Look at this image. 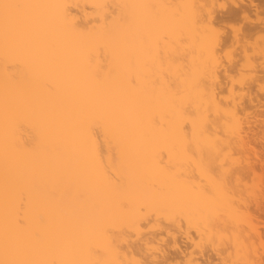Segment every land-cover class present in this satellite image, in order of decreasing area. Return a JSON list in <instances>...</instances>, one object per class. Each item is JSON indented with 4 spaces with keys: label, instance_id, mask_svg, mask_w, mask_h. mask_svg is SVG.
<instances>
[{
    "label": "bare ground",
    "instance_id": "1",
    "mask_svg": "<svg viewBox=\"0 0 264 264\" xmlns=\"http://www.w3.org/2000/svg\"><path fill=\"white\" fill-rule=\"evenodd\" d=\"M209 1L0 0V264L166 260L167 243L185 253L184 228L204 223L212 241L229 227L236 192L223 178L255 173L262 101L250 86L260 78H233L221 53L240 44L235 66L248 70L260 47L249 33L211 35ZM259 2L238 3L226 20L248 19ZM190 163L224 183L186 180ZM260 192L247 206L261 215ZM232 227L252 264L251 227ZM222 250V264H239ZM193 254L188 264H213Z\"/></svg>",
    "mask_w": 264,
    "mask_h": 264
},
{
    "label": "rangeland",
    "instance_id": "2",
    "mask_svg": "<svg viewBox=\"0 0 264 264\" xmlns=\"http://www.w3.org/2000/svg\"><path fill=\"white\" fill-rule=\"evenodd\" d=\"M147 1L145 0L146 4H147ZM205 1H207V0H205ZM231 1H233V2H231ZM246 1H248V0H244V1L243 0H211V2L209 1L210 2L209 5L211 7L210 9H211L212 14L215 15L216 17L217 16L219 17V18L217 17L218 20L214 21L215 25L212 24V26H210L209 29L211 31H209V32H211V35H213L215 38L219 37L217 39H220V40H222V39L224 40L227 37H232V36H237L239 39L242 38V40H243V39H246V38H243V36H245V35H247L249 33V36L248 37L246 36L247 39L249 40V42H251V45L248 43L249 46L250 47L251 46H254V47L256 46V49H257L258 48L257 46L259 45L260 49L263 50L262 51V50L258 49L259 50L258 52H260V54L262 53L261 55L259 53H258L259 55L256 54L257 51H255V53H253V51L249 52V54H250V59L249 60L251 62L249 61L248 63H251V64L254 63V67L252 69L250 68L248 70H245V69L241 70L242 69V65H240V64L241 63L244 64L245 60L242 61L243 60V58H242L243 55L241 56V51H240L241 47L240 48L238 47L240 44H236L235 43V45H234V43H232L233 45H229V44H231V43H229L227 45V47H225L226 49L223 50L222 53H221V59H222L221 61L225 64V66L227 65L229 68H232V69L234 68L233 72L231 73L233 78L235 77L237 80H239V78L240 79L244 78L243 81L245 80L246 82H248L251 78H260V80H261V82H260L261 86L260 87H258L256 85H250V86H252L251 89L253 88L252 92L254 94H256V95H259L261 97V101H262V107L260 109H258V111L256 112V119H255V122L253 123V127H252V130H251V140H252L251 143L253 142L252 146L254 147L255 151L253 153H251L249 155V157H251L250 162L253 161V164L255 165V167H254L255 168V173H252V172L247 173L246 172V173H243V174H234L233 177L232 176H230V178L227 177V178H229L227 180L225 178H223L224 181H225V183H224L223 179L221 180V175L217 171H215L214 168H211L210 171H208V170L202 171L203 169H201L200 167L196 168L197 166H194L191 163H190L191 165H189V164L185 165L186 167L188 166V168L186 170V175H187L185 177L186 180L187 179L188 180H190V179L193 180V177H191L189 179V176H195L194 178H196L197 175H202L206 179V183H208L209 180H213L214 181L215 179H220L224 184H227L230 189L232 187V191L235 190L236 193L238 191V193L240 192L242 194V196H241L240 193L238 195V193L236 194V193H234V191L231 194V192L228 191L230 189L226 190V192L228 191L227 192L228 194L230 193L229 194L230 196L234 195L236 197V199H233V198H235L234 196L231 197L234 200V202H233L234 205L236 206L235 207L236 210L234 211V215L232 214V212L234 210V209L232 210V207H231V209L229 208L231 213L230 212H227V213L228 214L230 213L229 214L230 217L231 216L236 217L237 220L234 218V220H236V221H233L232 217H231L232 218L231 219L227 213H224L225 217L226 218L229 217V219H230L229 222L227 221L229 227H224L225 229L228 228L229 232L224 229L223 230L224 232L219 233L217 236L215 235V238L214 239L212 238L213 239L212 241H208L209 239H207L206 236H204L202 234V233H206L207 232L206 228L208 226L206 227L205 226L206 224L203 225L204 223H201V225H199V227L196 226V228H201L200 230H198V229L196 230V228H194V229L188 228V230H187V227H186V230H185V228H184V235L182 234V236H181L183 238H181L179 240V246H182V248H181L182 250L185 249L184 250L185 253H187V252L188 253L191 252L192 254L193 253L194 254L195 253H197V254L200 253L199 255H196V256H200L201 253H202L201 256H203V257H205V256L208 257L209 256L210 259H211L210 261H212L213 264H215V263L216 264H220L221 263V261H219L220 256L217 257V255H216V252H218L219 249L222 250L221 248L226 249V252H228V253H226V255H223L225 253V251H223L224 249L222 250L224 252L222 254L223 255L222 258L227 259V261H230V262L231 261H235L237 259V257H238L239 259L236 260V261L239 264L241 262H245V263L249 262V263H246V264H251L250 260L249 261H245L243 258H241L242 257V255H241L242 254L241 253L242 247H240L241 244H239L238 242L239 241L242 242V237L241 238L236 237V238H238L237 240L234 239L235 238V236H234L235 231L233 230V227L231 229L234 232L230 229V227L232 225L234 226V229L242 230L241 232H243V230L244 231L246 230V232H247V231H249V229H246V228L251 227V229H250V231L248 233L249 234L251 233L250 234L251 237H253V235L255 236L253 241L252 240L251 241L253 243H254V241H256L255 249L257 248L255 250L256 254L254 253L255 255L254 254L253 255L255 257H258V259L264 261V258H263L264 257V255H263L264 254V213H262L260 215L259 212L257 213L254 210V207H251V209H250V206H247L248 203L250 204L251 202H253V201H251V202L248 201L247 202V200H249V198L252 196V194L258 193L259 191H261V192L264 191V161L262 163L258 162L259 160L256 161V158H260L261 160H264V62H263V64H261V62L263 61L262 59L264 57V56H262L264 54V6L260 7L261 10L258 9V10L251 11L250 14L248 15V19L247 18H242L240 16L237 19L236 18L233 19V21L229 20L230 22L226 20V17L228 16V13H227L228 11H230L232 8L238 7L239 6L238 3L239 4H244ZM259 1L256 0V3L260 4ZM261 4H262V1H261ZM212 10L215 12V14H214V12ZM139 11H141V13L144 14L142 9L139 10ZM226 13H227V15H226ZM143 14H141L142 17L146 16L145 14L144 15ZM142 17H140V19H142ZM144 18H143V21H146L147 17H144ZM221 18H223L224 20L221 19ZM249 30H251V31H249ZM143 42H144V40H143ZM252 43H254V45H252ZM249 46H247V47H249ZM250 50H252V49L250 48ZM238 61H239V63H237ZM252 61H253V63H252ZM248 63H246V64H248ZM235 64L237 66H240L241 69L240 70L236 69L237 67L235 66ZM233 65H234V67H232ZM261 65L263 66V68H262ZM246 67H247V65H246ZM240 81H242V80H240ZM198 179H199V177H197V179H194V180H198ZM195 182H197V181H195ZM227 185H226V187H227ZM233 187H234V189H233ZM248 196H249V198H248ZM244 197L247 198V199L245 200ZM254 197H255V195H254ZM242 198L245 201H243ZM251 198H253V197H251ZM196 199H197V196H191V200L195 201ZM237 199L238 200L241 199V200H239L238 204H235ZM251 204H253V203H251ZM226 214L228 215V217H227ZM245 214H246V216H245ZM235 215H237V216H235ZM247 215H249V216H247ZM242 218L245 221L247 220L248 222L246 223ZM238 220H239L241 225L237 224ZM234 223H236V226L238 225L236 228H235ZM229 224L230 225L232 224V225L230 226ZM239 225H240V227H239ZM230 230L232 232H230ZM238 230H236V231H238ZM246 232H243V234H248ZM208 233H209V230H208ZM208 233L206 235H208ZM228 233H230V234H228ZM224 234H226L227 237ZM239 234H240V232H239ZM255 234L256 235L259 234V236H261L262 239L260 237H257ZM231 235H232V237H231ZM186 236L191 237L193 239H189ZM258 238L263 240V241L261 243L257 242V241H259V240H257ZM191 240H193V241H191ZM233 240H235V242ZM218 241H220V242H218ZM236 241H237V243H236ZM222 242H224V244ZM168 245H171V246H169V248H168L167 247ZM167 246L166 247L168 248L167 249V253H168L169 258L166 259V260L161 259L162 257L158 258V256L155 257L156 259L154 258L155 260L153 258H148V260H147V258L143 259V258L137 257L136 259H127L128 261L124 260V259L122 260V258H121V261H120V258H119L118 259L119 262L117 261L115 263H105V262H101L98 259H96L95 261L93 260V262L88 263V264H188V259L185 256V253L174 251V248H173V245H172L171 242L167 243ZM238 246H239V249H238ZM217 249H218V251H217ZM175 250H176V248H175ZM227 255L229 256V258H228ZM224 256H226L227 258L224 257ZM253 257L251 258V260H253V259L255 260V258H253ZM149 259H151V260H149ZM224 259L222 261H224ZM240 259H241V262L239 261ZM242 259H243V261H242ZM260 260H259V262H262ZM253 261H252V264L253 263L254 264H256V263L258 264L259 263L258 261L256 263L253 262ZM225 262H226V260H225ZM78 264H80V263H78ZM262 264H264V263L262 262Z\"/></svg>",
    "mask_w": 264,
    "mask_h": 264
}]
</instances>
